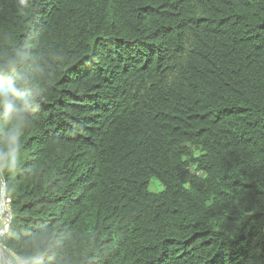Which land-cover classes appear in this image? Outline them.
<instances>
[{
	"label": "trees",
	"instance_id": "trees-1",
	"mask_svg": "<svg viewBox=\"0 0 264 264\" xmlns=\"http://www.w3.org/2000/svg\"><path fill=\"white\" fill-rule=\"evenodd\" d=\"M0 185L12 264H264V0H0Z\"/></svg>",
	"mask_w": 264,
	"mask_h": 264
},
{
	"label": "rangeland",
	"instance_id": "rangeland-1",
	"mask_svg": "<svg viewBox=\"0 0 264 264\" xmlns=\"http://www.w3.org/2000/svg\"><path fill=\"white\" fill-rule=\"evenodd\" d=\"M155 180L156 179L150 180V188L152 191H159L162 189V187L158 184H155L154 183ZM9 217H10L9 207H8L7 201L5 200L4 187L3 185H0V232H1V235L3 234L6 223H8L9 221ZM19 264H22V263H19Z\"/></svg>",
	"mask_w": 264,
	"mask_h": 264
},
{
	"label": "water",
	"instance_id": "water-1",
	"mask_svg": "<svg viewBox=\"0 0 264 264\" xmlns=\"http://www.w3.org/2000/svg\"><path fill=\"white\" fill-rule=\"evenodd\" d=\"M9 215H10L9 218H11V211H10V208H9ZM6 251H7V253L10 254L13 258L17 259V257H16L11 251L5 249V247H3V246L0 244V257L3 256V259H4V257H5L6 262H8L9 264H11V263H10V258L8 257ZM5 259H4V260H5ZM17 263L19 264V263H22V262H19V261L17 260ZM22 264H24V263H22Z\"/></svg>",
	"mask_w": 264,
	"mask_h": 264
},
{
	"label": "clouds",
	"instance_id": "clouds-1",
	"mask_svg": "<svg viewBox=\"0 0 264 264\" xmlns=\"http://www.w3.org/2000/svg\"><path fill=\"white\" fill-rule=\"evenodd\" d=\"M8 110L10 111V108H8ZM6 201H7V203H8V200H6ZM8 207H9V204H8ZM9 208H10V207H9ZM10 219H11V218H9L8 223H6V224H7V227H8V224H9V222H10ZM6 231H7V229H6ZM6 231H5V232H6ZM5 232L3 231V233H5ZM2 235H3V234H2Z\"/></svg>",
	"mask_w": 264,
	"mask_h": 264
},
{
	"label": "built area",
	"instance_id": "built-area-1",
	"mask_svg": "<svg viewBox=\"0 0 264 264\" xmlns=\"http://www.w3.org/2000/svg\"><path fill=\"white\" fill-rule=\"evenodd\" d=\"M6 229H7V224L5 225L4 232L6 231Z\"/></svg>",
	"mask_w": 264,
	"mask_h": 264
},
{
	"label": "bare ground",
	"instance_id": "bare-ground-1",
	"mask_svg": "<svg viewBox=\"0 0 264 264\" xmlns=\"http://www.w3.org/2000/svg\"><path fill=\"white\" fill-rule=\"evenodd\" d=\"M0 235H1V232H0ZM3 256H1L0 258H2ZM11 263V262H10ZM6 264H9L8 262H6ZM12 264V263H11Z\"/></svg>",
	"mask_w": 264,
	"mask_h": 264
}]
</instances>
